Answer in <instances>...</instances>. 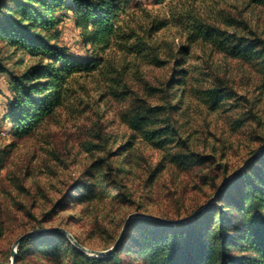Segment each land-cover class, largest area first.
Instances as JSON below:
<instances>
[{"label": "rangeland", "instance_id": "rangeland-1", "mask_svg": "<svg viewBox=\"0 0 264 264\" xmlns=\"http://www.w3.org/2000/svg\"><path fill=\"white\" fill-rule=\"evenodd\" d=\"M66 2L73 5L71 0ZM186 8L208 20L227 12L246 24L245 28L228 30L264 37V6L249 0H127L126 13L121 16L129 26L139 29L151 18L169 21L152 39L165 63L150 65L133 61L115 47L106 50L103 55L108 61L126 66V80L137 96L111 95L102 71L77 76L64 104L27 133H17L8 117L14 93L8 74L0 71V261H8L13 242L31 231L59 227L85 247L104 250L130 213L139 211L168 220L184 218L202 207L226 177L262 147L264 65L224 56L199 43L192 47L187 62L190 69L198 66L203 74L196 75L194 70L190 74L205 78L203 86L228 88L232 97L211 107L189 89L180 98L176 96L180 91H167L170 103L177 104L169 122L186 139L187 148L155 145L127 121L126 116L134 113L138 104L165 103L159 94L147 95L135 75L164 87L173 65L170 51L187 41L185 28L175 21ZM59 14L58 43L73 58L95 56L90 45L82 43L73 12L67 9ZM11 49L0 41L2 62L11 70L17 67L19 73L23 64L33 59L23 51L10 55ZM18 59L23 64L15 65ZM193 82L190 79L189 85ZM176 150L194 152L204 157V162L172 163L169 154ZM115 173L130 194L128 199L110 201V192L118 190ZM90 182L95 185L92 196L80 202L75 197L85 192L83 186ZM130 234L121 254L123 260L147 264L146 254L141 252L148 248V235L136 224ZM23 256L25 264L65 262L49 259L39 249Z\"/></svg>", "mask_w": 264, "mask_h": 264}, {"label": "trees", "instance_id": "trees-1", "mask_svg": "<svg viewBox=\"0 0 264 264\" xmlns=\"http://www.w3.org/2000/svg\"><path fill=\"white\" fill-rule=\"evenodd\" d=\"M71 1L72 6L66 0H0V41L12 47L10 55L23 51L33 59L26 64L18 59L15 65L23 64V68L17 73L16 66L9 69L0 57V71L8 74L14 93L8 117L17 133H27L52 116L64 104L67 95L73 92L71 82L77 76L102 71L111 95L125 98L137 96L126 80V66L117 67L104 57L103 54L110 48H117L124 56H131L133 61L156 66L165 63L159 58L152 39L156 32L169 25L167 19L151 18L136 29L121 16L126 13L127 0ZM249 1L264 6V0ZM67 9L73 12L76 25L81 28L82 43L90 45L91 50L96 52L95 56L73 58L67 48L58 43L62 17L59 12ZM184 10L175 16V21L185 28L187 41L179 42L176 49L170 51L173 65L164 87L153 86L139 73L135 75L147 95L159 94L165 98V103L138 104L134 106L135 112L126 116L131 128L145 140L158 146L170 144L172 150L186 149L187 145L186 139L169 122L170 113L177 104L170 103L167 91H180L175 93L180 98L189 89L211 107L232 97L231 90L226 87L203 86L205 78L196 77L203 72L197 70L198 66L189 68L187 61L195 44L207 45L227 57L264 65V37L227 29L245 28L242 20L227 12H220L208 20L193 12L192 8ZM191 70L196 75L190 74ZM190 79L194 81L193 86L189 85ZM162 112H165L163 117L159 116ZM169 159L179 165L204 162V157L180 150L170 153ZM117 180L118 190L110 192V201L130 197L121 180ZM94 186L91 182L84 184L85 192L75 198L80 202L87 201ZM207 202L202 210L198 211L200 207L190 213L189 218L176 224L159 222L143 215L132 216L116 248L104 257L84 253L59 229L38 231L19 241L15 262L25 264L23 255L39 249L47 258L64 260V264H127L121 254L131 235V227L136 224L149 237L145 244L147 250L143 248L141 252L146 254L147 264H264V149L247 161L215 198ZM74 239L83 245L76 237Z\"/></svg>", "mask_w": 264, "mask_h": 264}, {"label": "water", "instance_id": "water-1", "mask_svg": "<svg viewBox=\"0 0 264 264\" xmlns=\"http://www.w3.org/2000/svg\"><path fill=\"white\" fill-rule=\"evenodd\" d=\"M264 149V146H262L259 150H257L256 152H254L251 156H249L244 162L243 164L233 173L231 174L227 179H225L217 188V190L212 194V196L210 197V199L208 200V202L212 201L215 196L218 194L219 190L235 175L236 172H238L246 163L247 161H249L250 159H252L254 156H256L259 152H261L262 150ZM207 202V203H208ZM207 204H205L204 206H202L198 211L202 210ZM136 215H143V216H147L149 218H152L156 221H159V222H164V223H168V224H176L180 221H183L187 218H189L190 216H187L186 218H183V219H179V220H168V219H163V218H160V217H156V216H152V215H147V214H141V213H137V212H133V213H130L126 216L124 222H123V225L115 239V241L113 242V244L107 248V249H104V250H95V249H90V248H87L83 245H81L80 243H78L74 237L68 233L67 231L59 228V227H53L51 229H59L61 230L66 236L67 238L76 246L78 247L80 250H82L84 253L88 254L89 256H93V257H104L108 254H110L117 246V244L119 243L122 235H123V232H124V229L126 227V224L127 222L129 221V219L132 217V216H136ZM48 230V229H46ZM46 230H36V231H31V232H27V233H24L22 234L21 236H19L14 242H13V245H12V249H11V253H10V258L8 261H0V264H16L15 262V255H16V251H15V248L16 246L18 245L19 241L24 238V237H27L31 234H34L38 231H46Z\"/></svg>", "mask_w": 264, "mask_h": 264}]
</instances>
